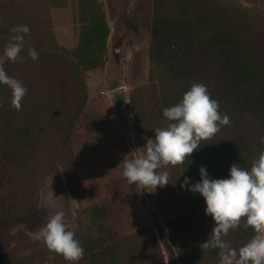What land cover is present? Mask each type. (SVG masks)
<instances>
[{
    "label": "trees",
    "instance_id": "1",
    "mask_svg": "<svg viewBox=\"0 0 264 264\" xmlns=\"http://www.w3.org/2000/svg\"><path fill=\"white\" fill-rule=\"evenodd\" d=\"M260 22L257 13L232 0H154L146 83L137 85L128 108L142 103L138 116L166 128L171 122L163 109L178 104L193 84H203L230 121L183 163L157 170L170 172V183L158 191L165 199L161 206L171 240L165 244L172 264H219L218 249L201 248L214 222L205 214L204 198L181 187L185 177L198 182L199 168L206 166L210 177L227 178L233 163L250 169L264 151ZM19 24L30 32L21 58L5 62L4 69L28 92L17 110L12 90L0 84V244L12 247L15 264H69L41 240L12 229L26 225L36 230L47 217L41 190L71 146L90 97L89 74L106 68L111 27L99 0H0V54ZM29 49L38 52L37 60ZM16 184L27 193L19 197L21 191L12 190ZM157 230L163 236L160 225ZM72 231L84 248L78 264H167L156 228L146 226L117 239L105 203L86 206ZM254 235L241 223L223 239L239 250ZM28 249L31 254L25 255Z\"/></svg>",
    "mask_w": 264,
    "mask_h": 264
},
{
    "label": "rangeland",
    "instance_id": "2",
    "mask_svg": "<svg viewBox=\"0 0 264 264\" xmlns=\"http://www.w3.org/2000/svg\"><path fill=\"white\" fill-rule=\"evenodd\" d=\"M99 1L104 5L111 27L108 62L103 71L89 74L90 97L72 131L71 146L41 190L40 206L47 210L41 227L56 211H63L67 229L76 230L86 206L105 203L110 209L117 239L152 226L156 228L166 263L172 264L165 244L171 240L166 226L167 212L161 206L165 203L162 193L158 189L154 193L142 192L135 184L129 185L122 176L121 164L124 158L142 154L147 140L155 136L156 127L150 118L138 116L144 105L137 102L129 109L125 102L139 83H146L154 0ZM232 1L257 13L264 26V0ZM115 51L121 55L120 59L116 58ZM121 88L125 90L113 99L110 93ZM12 190L21 191L19 197L27 193L22 184H16ZM158 225L163 229V236L157 230ZM41 227L32 230L21 225L12 232L24 231L35 237ZM11 248L0 244V264H15Z\"/></svg>",
    "mask_w": 264,
    "mask_h": 264
},
{
    "label": "clouds",
    "instance_id": "3",
    "mask_svg": "<svg viewBox=\"0 0 264 264\" xmlns=\"http://www.w3.org/2000/svg\"><path fill=\"white\" fill-rule=\"evenodd\" d=\"M12 32L0 54V84L12 90V105L20 110L28 89L7 74L4 63L21 58L25 35L30 28L19 24ZM29 55L34 61L39 57L35 49H29ZM125 102L129 101L125 99ZM163 116L171 123L166 128L154 129L155 136L147 140L142 154L121 162L123 178L142 192L154 193L158 187L167 186L170 172L157 170L183 163L202 142L210 141L217 134L221 124L230 122L226 115L219 113V102L211 98L203 84H193L178 104L163 109ZM238 165L233 163L228 177L222 179L210 177L207 167L201 166L200 180L192 183L185 177L181 187L204 198L205 214L214 222L208 239L201 245L203 251L218 249L219 264H264V151L250 169ZM64 221L65 212L56 211L34 239L42 240L50 252L62 255L69 264H78L84 248ZM241 223L245 228L251 227L255 235L236 250L223 237ZM24 254L30 255L31 249Z\"/></svg>",
    "mask_w": 264,
    "mask_h": 264
},
{
    "label": "water",
    "instance_id": "4",
    "mask_svg": "<svg viewBox=\"0 0 264 264\" xmlns=\"http://www.w3.org/2000/svg\"><path fill=\"white\" fill-rule=\"evenodd\" d=\"M124 90H125V88H121V89L114 90V91H112V92L110 93V96H111L113 99H115V98H116V95H117L118 93L123 92Z\"/></svg>",
    "mask_w": 264,
    "mask_h": 264
},
{
    "label": "built area",
    "instance_id": "5",
    "mask_svg": "<svg viewBox=\"0 0 264 264\" xmlns=\"http://www.w3.org/2000/svg\"><path fill=\"white\" fill-rule=\"evenodd\" d=\"M109 94V93H108Z\"/></svg>",
    "mask_w": 264,
    "mask_h": 264
}]
</instances>
